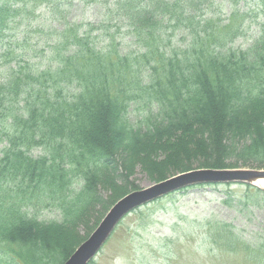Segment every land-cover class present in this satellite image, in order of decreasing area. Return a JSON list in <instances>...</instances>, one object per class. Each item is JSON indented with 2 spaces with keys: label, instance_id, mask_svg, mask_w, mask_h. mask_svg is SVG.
<instances>
[{
  "label": "trees",
  "instance_id": "16d2710c",
  "mask_svg": "<svg viewBox=\"0 0 264 264\" xmlns=\"http://www.w3.org/2000/svg\"><path fill=\"white\" fill-rule=\"evenodd\" d=\"M217 1L113 0L112 20L100 12L87 28L70 18L71 1L47 2L59 31L52 46L31 39L45 24L34 0H0V56L4 67L14 63L0 75V244L23 243L16 261L56 260L64 233L94 207L100 187L128 182L137 164L149 171L205 159L198 169H227L219 160L235 157L264 168V16L253 42L239 47L247 12L234 9L223 23L210 10ZM240 2L264 13V0ZM22 11L25 28L12 27ZM118 22L135 39L130 52L111 33ZM184 31L185 42L175 43ZM42 43L55 55L36 63ZM36 148L44 154L33 156ZM41 206H56L60 225L35 215Z\"/></svg>",
  "mask_w": 264,
  "mask_h": 264
},
{
  "label": "rangeland",
  "instance_id": "374dc122",
  "mask_svg": "<svg viewBox=\"0 0 264 264\" xmlns=\"http://www.w3.org/2000/svg\"><path fill=\"white\" fill-rule=\"evenodd\" d=\"M52 1L55 0H34V4L31 5L38 10L36 19L40 16L38 20L45 21L41 28L44 31L30 33L31 39L39 38L38 40L44 41L49 38L53 42L59 38V31L53 27L57 22L47 19L50 14L45 4ZM69 1L73 4L70 18L76 17L78 21H84L86 28L90 23H97L103 18L100 12H105L106 23L112 20V15L106 6L113 0ZM217 2L221 4L210 10L216 11L217 17L219 16L223 23H227L224 20L229 19L234 9L242 8L243 12H247L243 17L247 20L246 25L250 23V27H246V36L236 40L235 45L248 47L258 33L256 20L263 18V11L257 10V4L254 2H240L239 6L237 0ZM213 14L214 12H207L206 18H212ZM22 15L17 22L10 20L12 27L18 25L20 28H25L27 20H22L25 15L23 11ZM58 26L60 30V25ZM101 26L104 25L101 23ZM111 33L121 43L123 52H130L136 48L132 42L135 39L127 33L124 23L112 26ZM21 37L22 35L18 36ZM185 37L187 38L185 31L178 32L173 41L179 43ZM4 39L7 47V37ZM183 39L182 42H185ZM51 45L53 46L54 42ZM45 46L46 43H42L44 52L41 50L39 56L33 54L34 62L40 63L41 60L47 62L55 55L54 48ZM31 48L34 49V46L32 45ZM6 63L7 58L0 56V75L4 68L14 65L12 63L4 67ZM4 146L5 143L0 142V157ZM44 152V149L36 148L31 154L41 156ZM204 162L205 159L204 161L198 159L188 163L192 165L170 164L165 167L170 169L149 171H145L137 164L133 167V174L128 182L118 180L115 186L100 187V198L77 226L69 227L66 233L65 230L58 229L61 234L66 235V241L63 246L61 244V252H59L61 256L57 255L58 258L60 257L59 260L57 258L49 264H65L73 251L96 230L111 207L127 193L147 188L162 179L171 178L181 173V168L192 167L198 170ZM219 162L227 165L228 169H235L232 168L235 165L240 168H255L244 166V161L235 157L223 158ZM202 183L208 184L198 185ZM212 183L214 184L210 182L189 184L132 209L118 222L88 264H264V193L241 182ZM252 185L264 190L257 183ZM73 188L77 189L79 185ZM38 208L33 211L40 219L45 222L55 220V224L60 225L61 213L56 206ZM19 245L20 247L17 244L13 247L0 244V264H24L14 259L20 250L26 252L23 243Z\"/></svg>",
  "mask_w": 264,
  "mask_h": 264
},
{
  "label": "water",
  "instance_id": "95a60500",
  "mask_svg": "<svg viewBox=\"0 0 264 264\" xmlns=\"http://www.w3.org/2000/svg\"><path fill=\"white\" fill-rule=\"evenodd\" d=\"M264 179V169L201 168L179 173L151 186L132 191L119 199L91 236L84 241L65 264H88L107 240L118 222L132 209L183 186L200 182H243L254 184Z\"/></svg>",
  "mask_w": 264,
  "mask_h": 264
},
{
  "label": "bare ground",
  "instance_id": "6f19581e",
  "mask_svg": "<svg viewBox=\"0 0 264 264\" xmlns=\"http://www.w3.org/2000/svg\"><path fill=\"white\" fill-rule=\"evenodd\" d=\"M257 185H260L261 187L264 188V179H258V181H256Z\"/></svg>",
  "mask_w": 264,
  "mask_h": 264
}]
</instances>
